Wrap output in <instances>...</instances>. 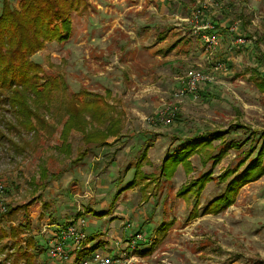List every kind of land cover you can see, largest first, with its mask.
<instances>
[{"label":"rangeland","instance_id":"obj_1","mask_svg":"<svg viewBox=\"0 0 264 264\" xmlns=\"http://www.w3.org/2000/svg\"><path fill=\"white\" fill-rule=\"evenodd\" d=\"M10 1L19 8V0ZM138 1L87 0V11L71 12L68 41L46 43L30 56L48 76L65 82L67 95L82 100L84 88L102 97L122 120V129L103 146L72 130L65 155L56 149L67 118L62 109L45 113V126L36 133H17L0 118L3 202L15 209L0 219L5 234L0 264H11L4 260L6 253L28 237L39 250L34 264H68L72 253L105 225L106 231L114 230L112 245L118 251L111 253L107 245L106 251L95 250L101 254L128 255L126 245L120 247L125 237L138 233L137 247L143 248L135 254L145 264H264V173L240 186L225 210L193 219H188L191 205L176 191L209 169L210 162L203 165L194 155L190 174L178 166L169 181L157 178L162 158L197 133L235 126L222 138L240 146L225 149L211 167L214 176L250 146L254 151L243 166L255 156L261 139L243 141L252 137L250 130H264V91L256 84L264 76V0H140V7ZM149 42L157 44L155 56L147 49ZM194 72L202 79L190 89ZM84 116L91 122L88 130L101 128ZM164 117L172 118L166 122ZM145 147L146 157L140 159ZM83 148L88 149L85 157L73 164ZM138 160L150 176L149 185L137 179L125 189ZM223 188L221 182H208L200 210ZM82 217L85 226L79 225ZM113 219L117 221L108 226ZM69 224L85 231L80 247L72 249L70 242L68 258H50L49 244Z\"/></svg>","mask_w":264,"mask_h":264},{"label":"trees","instance_id":"obj_2","mask_svg":"<svg viewBox=\"0 0 264 264\" xmlns=\"http://www.w3.org/2000/svg\"><path fill=\"white\" fill-rule=\"evenodd\" d=\"M87 0H19V8L12 6L10 0H1L0 7V118L5 127L17 133L38 132L45 126L44 114L62 109L67 115L60 132L61 144L56 147L62 154L68 155L71 150L67 141L72 130L81 131L88 143L94 146L107 144V137L121 131V119L113 116V107L104 106L103 98L85 90L80 91L82 100L77 94L65 93V82L59 76H48L43 72L40 64L30 59V56L42 49L46 43L68 41L73 33L71 12L87 11ZM257 86L264 91V76L256 78ZM61 108H60V107ZM84 114L101 128L87 129L88 123ZM106 120L108 123H105ZM226 130L215 129L195 134L182 142L170 154H166L159 166L158 179L169 181L178 166H182L186 174L194 168L191 156H197L203 165L210 162L209 169L180 185L176 191L179 198L185 200L191 209L188 219L196 218L208 213H218L225 210L235 201L240 186L257 179L264 173V130H250L251 139L258 141L260 147L255 156L245 165L246 158L254 151L253 146L238 159L234 165L225 167L217 176L213 175L214 167L221 159L227 147L238 148L240 143L224 142ZM213 140H220L218 146ZM151 141H148V144ZM223 142V143H222ZM16 147V143H12ZM226 145V146H225ZM225 146V147H224ZM147 147V146H146ZM146 147L140 154V159L146 157ZM88 152L87 148L78 151L71 160L79 163ZM215 152V153H214ZM243 153V152H242ZM41 168V176H46V168ZM154 178V177H153ZM137 179L146 181L149 185L150 176L141 170V160L135 163L132 180L124 186L129 189L135 185ZM148 180V181H147ZM156 180V179H154ZM217 181L224 184V188L211 198L200 210V196L206 184ZM124 189V190H125ZM15 209L8 208L6 213ZM3 232L0 238H4ZM15 245V244H14ZM3 248L1 249V251ZM36 253H39L35 240L28 237L22 246H11L4 260L11 264H34ZM41 253V251H40Z\"/></svg>","mask_w":264,"mask_h":264},{"label":"built area","instance_id":"obj_3","mask_svg":"<svg viewBox=\"0 0 264 264\" xmlns=\"http://www.w3.org/2000/svg\"><path fill=\"white\" fill-rule=\"evenodd\" d=\"M213 40V37H211V41ZM202 79V76L198 72H194L190 75L189 78V88L194 89L198 82ZM169 117V115H168ZM172 118V117H171ZM171 118H165L162 120H165L166 122H169ZM170 119V120H169ZM4 185L0 181V219L3 215L6 213V206L3 202V194H4ZM85 224V218H80L79 225ZM85 226V225H84ZM85 238V231L80 230L78 226H74L72 224L63 226L60 230L57 232V239L54 242H51L47 248V254L50 258H56L59 260H64L68 258V252L65 250L64 242L66 240L71 241V247L72 249H78L80 246V242ZM142 239L141 234H134L132 238L128 239L126 241V247L127 250L129 249V254L126 255H120L118 257L111 256L108 254H101L97 251H94L90 258H84L81 260V264H145L140 262L136 258V250L138 249V242Z\"/></svg>","mask_w":264,"mask_h":264},{"label":"crops","instance_id":"obj_4","mask_svg":"<svg viewBox=\"0 0 264 264\" xmlns=\"http://www.w3.org/2000/svg\"><path fill=\"white\" fill-rule=\"evenodd\" d=\"M136 4H140L138 7L141 6V2L140 0L138 2H136ZM118 26H120L121 28L123 27L120 22L117 23ZM114 28H117V26H114ZM113 29V27L111 28V30ZM117 32V31H116ZM108 34H109V31H108ZM115 42V40H114ZM179 43V42H178ZM178 43H177V46H178ZM180 44V43H179ZM157 44H154L152 42H149L148 44V51L149 53H154L155 50L154 48L156 47ZM172 45V44H171ZM155 56V53L154 55ZM108 217V216H107ZM102 218V217H101ZM103 218H106L105 216H103ZM117 219H113L110 223H108V226L110 225H113L114 222H116ZM101 232H99L98 234H92L88 240H86L85 244L82 246V248H80L78 251H75L72 253L71 255V262H69L68 264H78L79 261H81L83 258H90L91 254L95 251V250H100L102 249L101 251H106L104 248L107 246L108 247V250L111 252V253H114L115 251L117 252L118 250L115 249L116 245H114V248H113V243L112 241L116 238V236L114 235V230L113 229H109L106 231V225L105 227L103 226L100 230ZM123 235V233L121 234ZM131 235V233H130ZM129 235V236H130ZM118 237V236H117ZM129 239V237H128ZM126 237H125V242H124V245H122L121 248H125V245H126V240H128ZM70 240H67L66 241V249H69L68 251H73L72 249H70L69 245H70ZM116 242V241H115ZM114 242V243H115ZM143 247H139L138 249L141 250ZM145 249V247H144Z\"/></svg>","mask_w":264,"mask_h":264}]
</instances>
